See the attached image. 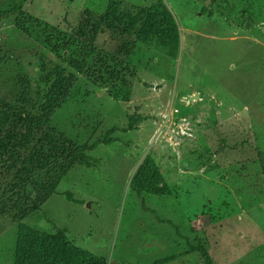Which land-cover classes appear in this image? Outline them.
Returning <instances> with one entry per match:
<instances>
[{"label":"rangeland","instance_id":"374dc122","mask_svg":"<svg viewBox=\"0 0 264 264\" xmlns=\"http://www.w3.org/2000/svg\"><path fill=\"white\" fill-rule=\"evenodd\" d=\"M111 4L167 8L177 46L100 33L118 59L104 81L99 62L77 68L50 48L54 27ZM56 64L76 80L47 133L83 145L112 129V141L88 151L95 165L30 160L21 177L23 163L0 165V264H14L21 225L63 230L107 264H207L200 246L216 264H264V0H25L0 14V106L35 102ZM11 116L0 109V130ZM142 171L152 187L133 186Z\"/></svg>","mask_w":264,"mask_h":264},{"label":"trees","instance_id":"16d2710c","mask_svg":"<svg viewBox=\"0 0 264 264\" xmlns=\"http://www.w3.org/2000/svg\"><path fill=\"white\" fill-rule=\"evenodd\" d=\"M24 3L25 0L15 2L8 9L1 10L0 14L7 17L18 16ZM106 31L111 34H127L147 44L163 41L172 46H177L180 35L174 16L161 5L138 8L136 12H132L131 9H120L111 4L103 14L85 10L77 27L71 32L54 27L48 32L46 40L50 48L62 56L64 61L77 68L79 65L82 68L88 65V69H91L92 64L99 62L100 78H103L108 72L110 75L116 73L115 68L109 71L112 67L109 61L118 62L114 54H101L102 51L96 43L98 34ZM124 46L126 45L121 47L123 51ZM65 50L68 51L66 55ZM42 72L41 81L45 82L46 87L35 102L16 104L15 108L5 103L0 106L5 111V119L9 118V114L13 115L12 123L6 129L0 130V165L12 171L23 163L15 173L16 175L21 172L17 175L20 177L26 172L25 162L30 160H63L67 164L64 171L76 163L95 165L98 160L88 151L101 143L112 141V129L94 142L83 145L76 144L63 134L55 137L49 131L47 133L46 127L51 123L56 109L66 102L68 90L74 85L76 77L68 73L62 64L50 68H45L44 65ZM23 101L26 102V97L18 102ZM154 173L155 171L137 173L132 180L133 186L137 183L140 187L147 181L145 185L152 187L153 182L149 180L154 178ZM155 190L160 192V189ZM200 249L207 264H216L205 248L200 246ZM15 251L14 264H107L106 258L73 245L63 230L51 234L21 225Z\"/></svg>","mask_w":264,"mask_h":264},{"label":"water","instance_id":"95a60500","mask_svg":"<svg viewBox=\"0 0 264 264\" xmlns=\"http://www.w3.org/2000/svg\"><path fill=\"white\" fill-rule=\"evenodd\" d=\"M195 97H199V95H196Z\"/></svg>","mask_w":264,"mask_h":264}]
</instances>
